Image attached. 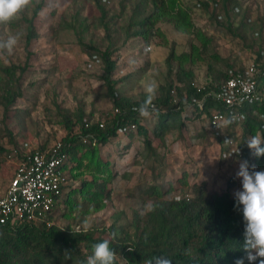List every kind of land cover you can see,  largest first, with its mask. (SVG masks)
I'll list each match as a JSON object with an SVG mask.
<instances>
[{"label": "rangeland", "instance_id": "374dc122", "mask_svg": "<svg viewBox=\"0 0 264 264\" xmlns=\"http://www.w3.org/2000/svg\"><path fill=\"white\" fill-rule=\"evenodd\" d=\"M181 1L192 5L194 24L207 27L214 34L212 46H221L231 63H247L250 55L238 36L212 30L210 10L195 5L197 0ZM40 2L32 0L11 22L0 25V40L19 36L13 51L0 57V68L12 64L24 68L16 70L22 93L6 111L0 89V147L5 148L0 149V196L15 168L16 151L30 150L41 144L50 147L59 139L63 141L69 131L85 144L95 145L96 138L92 133L83 132L80 123L83 121L85 128L93 123L104 127L113 121L116 106L108 96L101 76L103 69L98 51L109 46L114 53L116 67L112 78L119 81L115 87L117 96L132 100L147 98L146 88L153 82L156 96L160 85L170 78L165 59L168 48L160 43V38L151 37L146 41L127 35L135 26L130 16L131 0H103L106 15L102 20L93 0H43L42 8L33 18L37 36L26 41L25 19L32 17L33 9ZM251 4V19L258 21V16H264V0H251ZM234 19V23H238V18ZM160 26L168 40L175 42L176 51H189L191 45L197 43L193 36L177 32L170 23L162 22ZM192 67L196 79L204 83L205 59ZM215 67L223 65L217 63ZM258 94L264 98V79ZM195 104L196 101L190 106ZM194 108H185L188 116L180 117L182 122L171 118L165 132L159 134L152 132L157 123L155 113L150 118L139 115L140 122L150 131V148L136 133V126L129 127L127 132H119L104 145H97L102 157L111 162L114 174L107 186L108 198L104 207L98 212H85L80 207L81 210H70L63 196L51 213L53 223L74 229H93L95 235L108 236L112 225H124L133 210L147 208L144 190L150 183L171 188L167 197L188 195V187L179 180L184 171L188 183L203 181L211 191L226 188L228 179L234 181L230 188L232 193L241 189V180L235 175L239 160L224 161L219 157L220 144L207 128V114L193 111ZM21 109L27 110L28 114L17 116L15 111ZM67 120L69 128L65 123ZM236 126L235 133L238 134L242 126L240 123ZM81 152L77 150L76 155ZM89 169L83 165L66 171V189L91 179ZM77 200L79 205L80 196Z\"/></svg>", "mask_w": 264, "mask_h": 264}, {"label": "trees", "instance_id": "16d2710c", "mask_svg": "<svg viewBox=\"0 0 264 264\" xmlns=\"http://www.w3.org/2000/svg\"><path fill=\"white\" fill-rule=\"evenodd\" d=\"M93 1L102 20L106 15L103 0ZM131 2L133 5L130 16L135 26L127 35L138 36L146 41L151 37H159L160 43L168 48L165 59L170 78L160 85V90L152 101L157 109V123L152 132L163 133L171 118L180 121V117L188 116L185 109L187 107H195L193 111L205 112L208 123L211 109L221 110L223 107L210 98L201 107L197 104L190 105L203 98L212 82L228 77L237 69L242 70L246 63H231L221 46H212L214 34L207 27L194 24L192 5L181 0ZM42 3L43 0L35 6L31 18L25 19L26 41L37 36L33 18L42 8ZM195 5L210 10L212 30L222 35L238 36L248 52L256 55V60L264 58V16H258V21L251 19V0H197ZM234 18H238V23H234ZM162 22L170 23L181 34L193 36L197 43H193L189 51H176L175 42L168 40L160 26ZM247 30L249 32H245ZM98 52L107 94L119 110L113 121L106 123L104 127L93 123L85 128L83 121L80 123L83 132L92 133V137L96 138L95 145L85 144L77 136L69 134L70 131L63 137V142L69 144L66 148L68 161L64 163V169L71 172L83 165L90 168L91 179L83 180L76 187L68 186L66 189V184L62 187L70 210L80 207L85 212H98L104 207L108 198L107 186L114 176L111 162L102 157L97 145L106 144L119 132L129 131L131 124L136 126V133L143 137L147 147L150 148L151 142L148 127L140 122L138 112L134 111L146 98L132 100L117 96L115 87L119 81L112 78L116 67L114 53L109 46ZM204 59L207 63L205 89L197 91L191 85L193 81L199 82L192 65ZM217 63H222L223 67H215ZM18 68L20 71L24 70L14 64L0 68V89L3 90L5 111L22 93L16 76ZM262 80L259 81L258 91L261 90ZM257 97L245 102L239 109L242 129L234 137L241 155L225 159L220 153L219 157L224 161L246 159L250 165H255V170L260 171L264 170V156L252 155L246 143L251 136L257 134L264 137V98L259 95ZM15 112L20 117L28 114L23 109ZM184 113L186 114L183 115ZM65 123L69 128L68 120ZM214 139L216 143L219 142L222 152L224 145L217 137ZM48 148L45 144L36 146L41 151ZM77 150H82L79 156L76 155ZM84 160L86 164L83 163ZM183 175L179 180L188 187V195L167 197L166 193L171 188L150 183L144 190V200H148L146 206L151 208L133 210L127 223L110 227L111 234L108 233V236L95 235L93 229H74L54 223L49 226L41 222L23 225L0 223V264H83L92 254L93 245L105 239L110 241V247L117 253L115 264H157L158 261L167 264H235V260L242 258L245 253L240 248L244 239L243 216L235 207L234 193L230 191L234 181L228 179L226 188L211 191L203 181L190 184L185 179V171ZM78 196L81 198L79 205ZM61 200L53 209L58 207ZM51 213L49 216L52 219ZM245 264L249 262L245 260Z\"/></svg>", "mask_w": 264, "mask_h": 264}, {"label": "built area", "instance_id": "2783aa9c", "mask_svg": "<svg viewBox=\"0 0 264 264\" xmlns=\"http://www.w3.org/2000/svg\"><path fill=\"white\" fill-rule=\"evenodd\" d=\"M150 49V46H147ZM250 55L242 70L237 69L228 77L212 82L198 106L208 98L221 105V110L214 109L209 116L207 128L224 145L223 158L241 155V149L235 141V129L240 123V108L245 102L258 98L259 81L264 79V58L256 60ZM205 82H191L197 90L205 89ZM115 107V111H118ZM235 115L236 120L226 125V121ZM102 126V123H100ZM130 127L134 128V124ZM231 139V144H225ZM69 144L57 140L48 149H24L16 151V165L3 195L0 196V223L23 225L30 222L53 224L50 213L63 196L66 179L64 163L68 161L66 148Z\"/></svg>", "mask_w": 264, "mask_h": 264}, {"label": "clouds", "instance_id": "9594fccd", "mask_svg": "<svg viewBox=\"0 0 264 264\" xmlns=\"http://www.w3.org/2000/svg\"><path fill=\"white\" fill-rule=\"evenodd\" d=\"M32 0H0V25L8 24L18 14L23 12ZM19 41L18 35H11L6 40H0V57L11 53ZM156 85L150 83L147 88V98L138 108L139 115L143 118H150L157 109L152 101L155 96ZM236 120L235 115L226 121L231 124ZM231 139H226L225 144H231ZM247 147L252 155L264 156V137L260 135L251 136L247 141ZM228 158L225 157V159ZM236 178L241 180V189L234 192L235 207L242 212L244 232L243 243L240 248L245 255L236 259L235 264H264V170H255V165L249 161L239 160ZM251 169V170H250ZM151 208V206H146ZM117 259L116 251L110 247L108 239L93 245L92 254L89 255L83 264H115ZM157 264H167L158 261Z\"/></svg>", "mask_w": 264, "mask_h": 264}]
</instances>
